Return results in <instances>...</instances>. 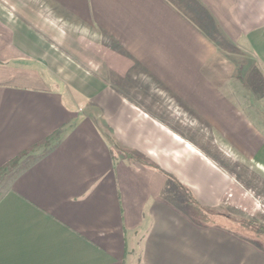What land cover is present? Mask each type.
Segmentation results:
<instances>
[{
    "label": "crops",
    "instance_id": "1",
    "mask_svg": "<svg viewBox=\"0 0 264 264\" xmlns=\"http://www.w3.org/2000/svg\"><path fill=\"white\" fill-rule=\"evenodd\" d=\"M254 63L264 0H0V172L33 154L0 193V264H264L165 176L256 209L239 183L264 177Z\"/></svg>",
    "mask_w": 264,
    "mask_h": 264
},
{
    "label": "trees",
    "instance_id": "2",
    "mask_svg": "<svg viewBox=\"0 0 264 264\" xmlns=\"http://www.w3.org/2000/svg\"><path fill=\"white\" fill-rule=\"evenodd\" d=\"M59 133L60 130L55 131L54 137L56 138ZM115 148L120 151L117 146ZM137 161L156 167L155 164L141 157H137ZM165 176L169 180V189L167 188V192L169 193L168 197L171 203L183 208L184 212L193 222L204 226L214 225L225 228L228 231L253 241L264 250L263 222L246 216L245 214L228 212L226 207H224L226 204L216 206L202 205L195 199L191 191L176 178L168 173H165Z\"/></svg>",
    "mask_w": 264,
    "mask_h": 264
},
{
    "label": "rangeland",
    "instance_id": "3",
    "mask_svg": "<svg viewBox=\"0 0 264 264\" xmlns=\"http://www.w3.org/2000/svg\"><path fill=\"white\" fill-rule=\"evenodd\" d=\"M248 53L245 50H233V59L237 58L240 64L241 60H246L248 58ZM255 70H253V76L251 77L250 74L246 75L247 73L244 71L243 73V81L247 85V91L251 92L249 95V108L247 109L249 112L253 113L255 118L259 121L263 119L264 122V71H258L256 68V64L254 63ZM242 67H239V70ZM33 157V154L30 152H25L19 155L14 162L8 165L10 167V171H6L7 168L5 167L4 173L0 172V193L4 190L6 185L9 183L12 172L16 169L17 166L21 164L23 161H28ZM2 173V174H1ZM239 183L248 190V200L253 203V206L256 208L253 209H245L239 207L237 204H227L226 207L228 212L231 213H241L245 214L246 216L253 217L254 219L261 221L264 223V188L262 185L264 184V177L261 175H255L249 177V174L240 173L239 172ZM229 214V213H228Z\"/></svg>",
    "mask_w": 264,
    "mask_h": 264
}]
</instances>
